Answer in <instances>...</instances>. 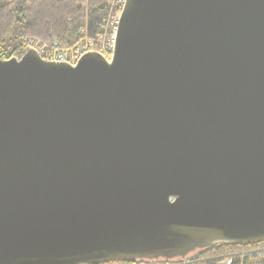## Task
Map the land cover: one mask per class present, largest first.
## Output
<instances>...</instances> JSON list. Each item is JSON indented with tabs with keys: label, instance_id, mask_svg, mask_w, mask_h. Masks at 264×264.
Masks as SVG:
<instances>
[{
	"label": "water",
	"instance_id": "95a60500",
	"mask_svg": "<svg viewBox=\"0 0 264 264\" xmlns=\"http://www.w3.org/2000/svg\"><path fill=\"white\" fill-rule=\"evenodd\" d=\"M261 243L264 0H126L111 62L0 57V264Z\"/></svg>",
	"mask_w": 264,
	"mask_h": 264
},
{
	"label": "trees",
	"instance_id": "16d2710c",
	"mask_svg": "<svg viewBox=\"0 0 264 264\" xmlns=\"http://www.w3.org/2000/svg\"><path fill=\"white\" fill-rule=\"evenodd\" d=\"M108 7V0H0V57L8 60L23 55L27 38L57 41L61 48L68 49L79 41L82 29L95 34ZM199 253L205 258L229 257V264H264V243L218 246Z\"/></svg>",
	"mask_w": 264,
	"mask_h": 264
},
{
	"label": "built area",
	"instance_id": "2783aa9c",
	"mask_svg": "<svg viewBox=\"0 0 264 264\" xmlns=\"http://www.w3.org/2000/svg\"><path fill=\"white\" fill-rule=\"evenodd\" d=\"M125 3L126 0H108L107 15L102 19L95 34L90 35L87 29H82L79 41L72 47L63 49L57 41L46 42L39 38H27L23 46V54L27 50H34L47 62L76 66L87 54L98 53L111 62Z\"/></svg>",
	"mask_w": 264,
	"mask_h": 264
},
{
	"label": "rangeland",
	"instance_id": "374dc122",
	"mask_svg": "<svg viewBox=\"0 0 264 264\" xmlns=\"http://www.w3.org/2000/svg\"><path fill=\"white\" fill-rule=\"evenodd\" d=\"M214 260L217 261L216 264H229V257H215V258H205L200 256L199 251L192 253L185 259H176L171 261H164V260H158V261H148L149 264H206L208 262H213Z\"/></svg>",
	"mask_w": 264,
	"mask_h": 264
},
{
	"label": "bare ground",
	"instance_id": "6f19581e",
	"mask_svg": "<svg viewBox=\"0 0 264 264\" xmlns=\"http://www.w3.org/2000/svg\"><path fill=\"white\" fill-rule=\"evenodd\" d=\"M97 54H98V53H97ZM23 55H24V54H23ZM23 55H22V56H23ZM22 56H20V57H22Z\"/></svg>",
	"mask_w": 264,
	"mask_h": 264
}]
</instances>
